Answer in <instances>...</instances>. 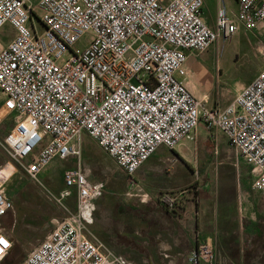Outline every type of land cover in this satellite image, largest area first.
<instances>
[{"label":"built area","instance_id":"obj_1","mask_svg":"<svg viewBox=\"0 0 264 264\" xmlns=\"http://www.w3.org/2000/svg\"><path fill=\"white\" fill-rule=\"evenodd\" d=\"M235 13L217 11L216 26L204 15V0H0V31L12 39L0 45V264L14 242L3 220L11 206L10 178L18 167L40 182L57 158H79L66 169V198L78 191V207L58 221L20 264H131L93 233L96 200L105 183L83 167L85 136L131 176L161 146L176 148L198 137L204 122L220 130L254 175L264 199V69L224 105L205 104L178 74L190 75L191 54L200 55L240 27L264 31V0H236ZM40 21L41 30L36 24ZM85 35L90 40L76 48ZM5 158H4V157ZM11 161L16 171L1 173ZM180 194L165 191L159 201L170 210ZM212 240L188 256V264H212Z\"/></svg>","mask_w":264,"mask_h":264},{"label":"rangeland","instance_id":"obj_2","mask_svg":"<svg viewBox=\"0 0 264 264\" xmlns=\"http://www.w3.org/2000/svg\"><path fill=\"white\" fill-rule=\"evenodd\" d=\"M31 1L36 4L39 0ZM209 1L210 7L216 9L215 2ZM226 7L233 13L237 11L235 0ZM36 24L41 30L38 18ZM12 37V28L3 29L0 31V45H6ZM89 40V35H85L76 48H84ZM201 55L206 67L193 69L196 73L192 71L190 77L192 84L197 85L202 96L207 95L205 104L222 107L230 103L235 95L242 91L244 85L264 69V31L259 28L252 30L241 26L239 32L233 37L222 38L199 56H194V59H199ZM178 77L183 78L180 74ZM15 116L16 113L9 115L0 126L1 138L8 134L14 124ZM198 131L202 135H198L193 140H186L190 142V146L183 150L185 155L189 151L197 154L199 162L195 168V180L191 179L188 184L166 191L190 194L194 208L203 210L207 218L213 220V215L218 210L222 211L225 207L231 206L232 199H238L240 190L244 188V182L249 185L253 183L254 175L251 167L243 159H240L238 163L234 149L220 130L209 129L204 122H201ZM9 162L10 168L14 169L15 164ZM82 164L89 171L91 179L105 183L104 196L121 192L112 200L115 202L114 212L119 206L122 191H125L128 196L148 198L137 183L126 176L118 163L89 136L84 142ZM78 165L77 157H70L67 160L57 158L41 174H38L40 182L32 179L24 169L18 167V173L16 172L9 180L8 195L11 206L3 220L5 230L14 242L6 258V264H20L48 236L58 221L76 211L77 188H73L72 194L66 198L61 197V192L67 189L64 180L65 170L76 168ZM5 176L7 178L11 175L6 173ZM178 179H181L182 184L185 183V179L181 176ZM243 197L247 200L248 197L251 199L253 196L250 198V195L246 194ZM179 202L182 204L183 200ZM257 205L256 212H258L254 225L243 217V221L234 223L233 228L243 227L242 234L247 237V240L258 241L259 244L264 245L263 197ZM104 212L102 207L101 213Z\"/></svg>","mask_w":264,"mask_h":264},{"label":"crops","instance_id":"obj_3","mask_svg":"<svg viewBox=\"0 0 264 264\" xmlns=\"http://www.w3.org/2000/svg\"><path fill=\"white\" fill-rule=\"evenodd\" d=\"M213 1L216 9L210 7L209 0H204V15L215 27L218 8L234 3V0ZM194 56L199 55L191 54L187 62L190 75L181 79L199 99H207V95L202 96L197 85L192 84L190 79L192 71L196 73L193 70L195 67H206L202 55L199 59H194ZM188 146L190 142L186 140L174 149L161 146L136 171L135 183L148 198L128 196L122 191L115 212V202L112 200L121 192L98 198L95 222L91 226L93 233L105 247L116 255L125 256L131 264H188V256L192 250L207 239L214 243L215 260L212 264H264V245L247 240L242 234L243 227L233 228V224L243 221V217L248 222L251 221V225L255 224L257 204L260 203L262 194L253 188V183L249 185L244 182L238 199H232L231 206L212 214L213 220L208 219L203 210L194 208L190 194H180L183 196L179 201L183 202H179L175 210L168 209L159 201L166 190H174L188 184L191 179L195 180V168L199 161L196 153H183ZM179 176L185 179V183L180 182ZM246 194L253 197L246 200L243 197ZM102 207L104 213H101Z\"/></svg>","mask_w":264,"mask_h":264},{"label":"bare ground","instance_id":"obj_4","mask_svg":"<svg viewBox=\"0 0 264 264\" xmlns=\"http://www.w3.org/2000/svg\"><path fill=\"white\" fill-rule=\"evenodd\" d=\"M9 113V111L8 110H6V109H3V110H1V112H0V116H5L6 114H8ZM15 171H16V167H14V169L12 168H10V162L8 161L7 163H6V165H5V167L3 168V171H2V175L4 176V177H6L5 175H6V173H8L9 175H13L14 173H15ZM18 173V172H17ZM19 175V174H18Z\"/></svg>","mask_w":264,"mask_h":264},{"label":"trees","instance_id":"obj_5","mask_svg":"<svg viewBox=\"0 0 264 264\" xmlns=\"http://www.w3.org/2000/svg\"><path fill=\"white\" fill-rule=\"evenodd\" d=\"M126 173V172H125ZM126 176H128V178H131V176L129 174L126 173ZM164 193V192H163ZM165 206V205H164ZM167 207V206H165ZM168 208V207H167ZM169 209V208H168Z\"/></svg>","mask_w":264,"mask_h":264},{"label":"snow or ice","instance_id":"obj_6","mask_svg":"<svg viewBox=\"0 0 264 264\" xmlns=\"http://www.w3.org/2000/svg\"><path fill=\"white\" fill-rule=\"evenodd\" d=\"M0 243H3V241H2V240H0Z\"/></svg>","mask_w":264,"mask_h":264}]
</instances>
